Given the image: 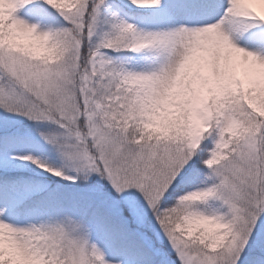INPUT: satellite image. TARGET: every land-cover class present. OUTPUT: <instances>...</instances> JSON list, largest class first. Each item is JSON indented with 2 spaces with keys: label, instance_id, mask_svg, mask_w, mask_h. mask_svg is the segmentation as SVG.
Instances as JSON below:
<instances>
[{
  "label": "snow or ice",
  "instance_id": "snow-or-ice-1",
  "mask_svg": "<svg viewBox=\"0 0 264 264\" xmlns=\"http://www.w3.org/2000/svg\"><path fill=\"white\" fill-rule=\"evenodd\" d=\"M0 264H264V0H0Z\"/></svg>",
  "mask_w": 264,
  "mask_h": 264
}]
</instances>
